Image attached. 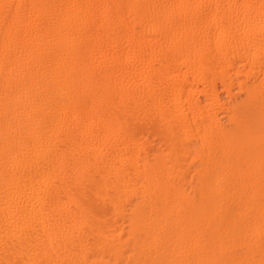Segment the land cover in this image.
Segmentation results:
<instances>
[{
    "label": "bare ground",
    "instance_id": "obj_1",
    "mask_svg": "<svg viewBox=\"0 0 264 264\" xmlns=\"http://www.w3.org/2000/svg\"><path fill=\"white\" fill-rule=\"evenodd\" d=\"M0 264H264V0H0Z\"/></svg>",
    "mask_w": 264,
    "mask_h": 264
}]
</instances>
